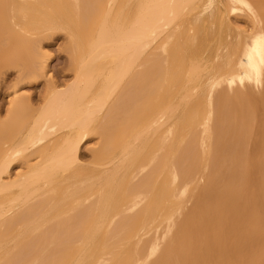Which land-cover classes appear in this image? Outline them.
I'll list each match as a JSON object with an SVG mask.
<instances>
[{
  "label": "rangeland",
  "instance_id": "obj_1",
  "mask_svg": "<svg viewBox=\"0 0 264 264\" xmlns=\"http://www.w3.org/2000/svg\"><path fill=\"white\" fill-rule=\"evenodd\" d=\"M6 1L9 5L6 3ZM82 1L84 5H87V7H84L83 5L81 8H79L75 0H3L1 2V5H4H2V7L0 8V121L2 122H0V139L3 137L2 140H0V148L1 145L7 141V139L13 137L14 133L17 132L18 129L21 130L26 125V123H28L13 122L6 119L7 109L9 107V102L11 101V99H13V97L28 95L31 97V100L34 103L40 105L41 100L44 97V93L47 94V92L49 90H52V88L54 87H66L69 83H71L75 79V75H77L78 71L80 70L78 68H80L79 66H81V63L89 62L87 59H89L90 56H95V58H97L98 60L97 62L95 61L94 67L91 71L88 70L89 68L83 71L85 74V79H92L91 82L83 84V89L91 93L98 92L100 94H107L111 90L112 83L109 82V79H106L107 77L104 75L103 68L107 65V63H111V60H113L112 53H109V55H103L102 53H100L99 49L95 50L93 41L96 38L95 35H97L98 33L100 22L102 21L101 18L103 19L104 17L103 15L109 12V14L113 16H110L112 17V20H110V24L112 26L114 23V15L109 11V0H87V2L86 0ZM127 1H124V3L126 2L127 4ZM136 1L137 0H132V2H130L131 4H129L125 8V11L127 10V13L125 12L124 14H128L129 17L128 15H126V17L124 16V22L132 23L136 18L139 12L138 6L140 5V0L137 1L138 3ZM203 1L204 3L206 1L208 2V0H202L196 6L185 9V13H183L182 18L179 19L181 25L178 20L174 26L175 28H172L167 32V34L170 33L173 35L171 38L162 36L158 38L159 40L157 39L148 55L143 60L146 66L142 69L138 68L135 72V74L141 76L137 79L141 80L140 83L138 85L133 83L135 80L134 74L127 77L126 80L120 85V87H117L119 88L117 93L125 95L126 101L125 107L122 111L123 113H121V115L113 123L111 134L108 136L96 135L93 133V135H89L88 140L85 141L80 148L79 154L82 161L84 162V164H82V167L69 168L70 170L72 169L74 173H71L69 169L61 168L54 172L53 176L50 178L51 182L48 180L45 183V193L40 196V199L55 197V203L51 204L52 207L56 209L61 204L60 206L63 205L62 208H70L71 212H74V208L82 205V203L79 204V202L83 201L84 203V200L82 199H96L99 195L97 192L98 189L96 187L92 186L91 188V186L88 185V188L85 185V177H97L98 173L102 172V170L105 169L104 167L108 162L118 160L122 155V151L124 146L126 145V142H130L133 139L132 137L137 134L136 132L139 133L141 131H145V133L147 134L144 135V140L139 142L140 148L137 153L138 156L136 157L135 161L133 160V165L129 166L128 170L122 173L120 179L124 180H122L121 183L119 179L117 183L118 186L113 187L114 192L112 198L115 196L113 199L111 198L113 201L109 200L108 202H106V205H108L107 207H105L106 210L104 208L105 211L103 210L102 206V210L104 212H102L103 217H101L103 218V220L100 223L101 225L99 224V228H96L98 231L92 230V235H94L95 237H92L91 235V237L86 238L88 244L86 246L85 255L81 256V254H79V252H81L78 251L80 246H77L76 249L78 252L76 251V249L75 253L73 252V250H69V255L72 256H70L67 264H90L91 262V264H144V262H134L135 258L140 256L141 254L145 255L146 250L152 246L151 242L155 240L156 236L157 238L158 236L159 238H165V241L159 244L158 251L155 256L145 264H191V262H193L192 264H207L208 262V264H217V262L218 264H230L231 261H233L235 264L236 262L237 264H264V72L263 86L262 88H260V90H257V88H254L252 85L242 87L237 81L233 84L232 89H229L230 87L227 84L228 79L238 78V75L240 74L238 62L241 59L245 46L248 42L251 41V37L253 36V32H255V29L251 25V22L248 18L244 16L236 17L233 14L229 16L233 27L229 26L226 22H223L219 18V16H217L220 15L217 12L212 22L188 24L189 20H193L195 17L200 16L201 13L203 14L204 11H206L205 9L207 6V2L203 6ZM255 1L260 2L262 8L260 12L264 17V0ZM9 2H12V4L14 5L16 3V5L14 7H11L12 4ZM133 4H135V6ZM199 5L201 6L199 7ZM17 6H19L21 9H19V7ZM131 7L133 8L131 9ZM198 7L200 9H198ZM202 7L205 8L203 9ZM12 8H14V13H12ZM128 8L130 9V11H128ZM135 11H137L136 14ZM29 12H31V14L33 12L34 19ZM129 12L131 14V20H129ZM7 14L10 16V19H8L9 16ZM186 15L189 17L186 18ZM19 17H21L22 19ZM30 18L35 22L33 23V21H28L30 20ZM217 18L220 21H216ZM37 21L38 27L36 26ZM183 21L185 23H182ZM10 23L12 24V26L10 25ZM21 23H23V25ZM29 23H32V27ZM14 26L16 27V32ZM23 28L24 31H22ZM71 29L74 33L71 31ZM78 31L81 33H79ZM235 31L237 34L235 33ZM19 32H22L23 34L21 33L20 35ZM3 40H5L4 43ZM6 40H8L7 43ZM186 43L189 45L191 44L190 46L192 48L189 47V45H187ZM1 44H3L4 46ZM85 46L88 49L83 48ZM24 47H26L27 49H24ZM32 49L35 50V54H33L34 52ZM87 50L90 51L88 52ZM25 52L27 53V55ZM84 52L86 53L84 54ZM155 54L158 55L157 58L152 59L151 57ZM36 55H39V57ZM230 56L232 57V59ZM77 58L79 59V62ZM184 58L187 59L186 62V59ZM41 62L43 64L45 63V70L43 71V73H41L44 74V76H41L40 71H37L40 70L41 65H43ZM18 64H20V67H22L20 68ZM33 64H35L37 67ZM33 66L37 68V70H35ZM76 66L78 67L77 69ZM31 72L38 73L36 81L31 80V76H33ZM26 73L27 76L25 75ZM21 74H23L24 76ZM21 76L22 78H19ZM93 76L95 78H98L95 79ZM210 80L211 82H209ZM106 85L109 86L107 87ZM94 90H96V92H93ZM210 90L212 92H215V98L211 97L210 94L213 93H211ZM242 91L246 94H244L243 97ZM241 97L243 100H241ZM249 97H252L253 99L250 98L252 99L250 100ZM197 98L198 100L194 101ZM258 98H262L260 99L261 101ZM246 99H248V101ZM193 104L196 105V107ZM180 117L181 126L179 125V121H177L178 119H180ZM159 119L161 120V122H165L163 126H161ZM219 120L221 122H219ZM175 126L177 127L175 128ZM177 131H179V133ZM63 135L60 134L56 136L54 141H49V143L46 140L37 141L36 138H31L28 140V144L30 146L29 148L32 149L36 144H39L41 149H45L52 143L58 144V142L63 141ZM165 137L167 138L166 140L164 139ZM175 137L176 139H174ZM11 139L13 138H10L9 140ZM178 139L181 144L177 143ZM172 141L174 142L173 144ZM204 142L206 143L204 144ZM191 145H193V147L189 150V147ZM161 147L162 149H160ZM102 148H104V151H102ZM172 152L173 161L176 159L174 161L175 163L172 161L171 167L170 165L168 167L164 166L166 158L172 156ZM32 159L35 162L37 161L35 157ZM241 159L243 162L241 161ZM253 162L256 164L255 167ZM155 164H158L160 172L156 179H154L149 194H147L146 198L133 199L130 191L133 185L136 183V180L130 179V181H128V179L130 178L129 175H131L129 172L136 167L137 169L143 166H151V168H153V165ZM173 166L175 168H180L181 175L183 174L182 178L180 177V179L176 182H174L173 174L171 172V170L174 169ZM22 168H15L12 171V175L15 176L16 174V176H19L20 172V175L26 174L27 169L24 167ZM137 169L133 170L135 171ZM24 170L26 173L23 172ZM78 170L80 171L79 173H81L79 175L77 174ZM85 170L86 172H84ZM88 170L93 172L91 173ZM184 172H186L185 175ZM204 173L206 175L208 174L205 181H203L202 183L204 184L205 189L202 186V188H198V191H202V193L199 192V194L198 191L192 187L195 184V181L197 179L196 177ZM74 174L76 175V177L72 178L75 176ZM123 175H125L124 177L126 179L123 178ZM80 178L82 180H80ZM168 179L170 180V182ZM68 181H71L73 183H69ZM155 181L157 183H160V186L155 183ZM127 182L130 183L128 184ZM56 183H58V185ZM78 183L81 185H78ZM185 183H191V185L187 189V191L183 193V186L185 185ZM181 184L183 185L182 188ZM74 185L77 187V189ZM120 185L121 187H119ZM122 185H125L127 187L124 186L125 188H122ZM160 187H162V189ZM85 188L87 190H85ZM118 188L120 189L119 194L118 192H116L119 190ZM73 189L74 191H79H76L77 193L74 194L75 196H78V199H80L79 201L77 197H73L74 195H68L69 190L73 191ZM178 189L182 191L180 192L181 195H179V191H177L176 193V190ZM243 189L247 191L245 192ZM12 191L0 193V264H12L11 262L14 254H16L18 250L21 249L20 246H23V244L26 243V241L31 237V235L29 236L28 233H26V225L22 222L19 223L17 221L12 230H10L11 227H6L11 223H8L9 221H13V219L18 218L17 216L19 212H21L20 209H22V211L25 210L30 205V202L31 204L33 202L30 201L26 204L23 203V201L20 200L21 197L18 196V191L14 190L16 193ZM47 191H50V193H48ZM5 193L8 194L6 195ZM86 195H88V198L86 197ZM256 195H258L259 197H256ZM241 196L243 199H241ZM190 197H192L191 200L189 199ZM131 198L134 201H132ZM129 200H131L132 202ZM136 201L139 202V205L136 208V211H138L137 214L141 211L143 213L141 212L138 216V219L133 222V225L130 228L129 232L113 236L112 233L114 231V228L112 227L114 226L112 223H108V221L111 220V218L109 217H112L113 214L117 212H123L127 210L129 207H132L134 202ZM20 202L22 203L20 204ZM62 202L65 204H63ZM197 203L199 204V206ZM238 203L241 204L239 205ZM76 204L79 205L75 207ZM258 204H260V206ZM20 206L21 208H19ZM60 206L58 210L56 209L59 212L61 210ZM72 206H74V208ZM249 206L251 207L249 208ZM185 207H187L188 209L186 210ZM239 207L241 208L239 209ZM68 209H66L67 211H63L65 213L69 212ZM100 210L101 208L98 211V216H100ZM110 211L112 212L110 213ZM10 212L12 215L9 217ZM105 212L106 217H104ZM107 212L110 216H108ZM246 217L247 219H245ZM225 218H228L227 221ZM226 222L229 223V225H226ZM107 224L111 225L107 227V230H104L105 225L107 226ZM16 225L18 227H16ZM171 225H173L172 230L168 233ZM149 226L151 227L149 228ZM7 228L9 229V231L7 230ZM192 229L194 230L195 234H193ZM259 229L261 233L258 232ZM6 230L8 231V234ZM210 230L211 232H209ZM224 230L227 232L226 237L224 236V234H226L224 233ZM97 233H99L100 236ZM41 234L42 232H38L35 235H32V238H34V240L36 241L39 239ZM227 237H230V242L228 240L229 238ZM135 238L137 242H135ZM88 239L90 240L91 244L89 243ZM131 240L133 242H131ZM187 240H189L191 244H189V241ZM193 240H195V243L192 242ZM208 240L209 242L212 241L210 242L211 245L209 244ZM7 241L9 243H13V245L11 246V244H9ZM193 243L196 246H194V248ZM119 244L120 246H118ZM201 245L203 246V248ZM45 246L50 248L55 247V245H49L48 243H45ZM125 246L127 249L128 246H130L131 249L129 247L127 251V249H124ZM257 246H259V248L256 249ZM12 247L13 250L11 249ZM221 247L223 249H221ZM228 247H230L232 251L228 250ZM200 248L202 250H200ZM166 249L168 250V252H166ZM250 250L252 253H250ZM6 251L8 252L6 253ZM244 251L246 252V254H244ZM212 252L214 254L213 257V254L211 255ZM228 252L232 254L234 259L231 257V254L228 255ZM77 253L78 255H76ZM242 253L244 257L242 256ZM11 255L13 256L11 257ZM247 255L249 256L246 258ZM75 256L77 258H73ZM85 256L87 257L86 259ZM196 257L198 258V261ZM212 258H214L215 260ZM241 260L244 261L241 262ZM188 261L190 262L188 263ZM199 261H201V263H199ZM233 262H231V264H233Z\"/></svg>",
  "mask_w": 264,
  "mask_h": 264
},
{
  "label": "bare ground",
  "instance_id": "obj_2",
  "mask_svg": "<svg viewBox=\"0 0 264 264\" xmlns=\"http://www.w3.org/2000/svg\"><path fill=\"white\" fill-rule=\"evenodd\" d=\"M3 0H0V8L2 7L1 2ZM15 1V0H14ZM17 1V0H16ZM20 1V0H18ZM127 1V0H124ZM123 0H109L108 3L110 5L109 11L112 12L111 14L114 15V19H113V26L110 24V20H112V15L109 14V12H107L106 14H104L103 19L101 18V22H100V27L98 29V33L97 35H95V40L93 41V44L95 45V50L99 49L100 53H102L103 55H109V53H112V57L113 60H111V63H107V65L104 66L103 70H104V75L107 77L106 79H109V82L112 83V88L111 90L107 93V94H100V93H91L89 91H86L85 89H83V84H86L87 82H91V80L85 79V74H84V70L89 68L88 70L91 71L94 67V63L95 61L97 62V58H95V56H90L89 59H87L89 62H83L81 63V66H79L80 68H78L76 66V69H80L77 73V75H75V79L69 83L66 87H57V88H52V90H49L47 92V94L44 93V97L41 100L40 105H37V103H34L31 100V97L28 95H22V96H18V97H13V99H11V101L9 102V107L7 109V118L10 121L13 122H28L26 123V125L20 130L18 129L17 132H13L14 135L13 138L11 140L7 139V141L1 145V150H0V193H4V192H9L12 191L14 193H16L15 191H18V196L21 197L20 200L23 201V203H28L30 201H33L32 204L30 202V205L21 212H19L18 214V218L13 219V221H9L8 223L10 224H6V227H11L10 230H12V228L15 226V224L17 223V221L20 223L22 222L23 224H25L26 226V233H28V235L32 236L33 234H35L37 231L42 230L45 226H47L48 224H50L51 221L58 219V218H72L74 215L78 214V210H81V208H84V211L86 212V215L88 216V220L90 218H93V222H91L90 227L92 229H96L99 228V224L101 223V221L103 220V216H102V212H104L106 210L105 207H107L106 202H108L109 200H112V196H113V187L118 186V181L122 175V173L124 171L128 170L129 166L133 165V160L135 161L136 157L138 156V150L140 148V144L139 142H141L142 140H144V135L146 134L145 131H141V132H136L137 134H135L134 137H132L131 141L128 143L126 142V145L123 148L122 151V155L121 157L116 160V161H110L105 165V169L102 170V172L98 173L97 177L93 176H87V178L85 177L84 179V183H86L85 185L88 187L94 186L96 187L98 190V196L97 199H82L84 200L82 202H79V204L82 203V205L78 206L76 204L74 208V206H72L75 211L71 212L70 208H62V206H60L61 210L60 212L57 211L59 209L58 208H54L51 206V204L55 203V197H53V199L51 200H47V199H40V196H42V194L45 193V183L49 180L51 182V177L53 176L54 172H56L57 170L63 168V169H69V168H74V167H82V164H84V162L81 159L80 156V148L81 145L88 140V136L93 134L96 135H105L108 136L111 134L112 128H113V123L117 120V118L121 115V113H123V109L125 107V95L122 94H118L117 91L120 87V85L126 80L127 77L134 75L136 70L138 68H143L146 66V64H144L143 60L145 59V57L148 55V53L150 52L152 46L155 44V42L157 41L158 38L164 36L166 38H171L173 35L172 34H167L168 30L175 28V24L177 23V21L182 18V14L185 13V9L189 8V7H193L196 6L197 4H199V2H201L202 0H140V5H136L138 6V14L136 16V18L134 19V21L131 23H127L124 22V16L126 17V15L128 14H124L125 8L131 4L130 2H132V0H128L127 4L126 2L124 3ZM134 1V0H133ZM138 1V0H137ZM136 1V2H137ZM5 2V1H4ZM28 2V1H25ZM77 6L79 8H81L84 3L82 0H75ZM87 2V0H86ZM207 2V1H206ZM206 2L204 3V1L202 3L203 6L206 4ZM6 3L8 4V2L6 1ZM5 3V5H6ZM12 4V2H9ZM30 3V2H29ZM135 3V2H134ZM138 3V2H137ZM10 4V5H11ZM26 4V3H25ZM136 4V3H135ZM135 4H133L135 6ZM9 5V4H8ZM16 5V3H15ZM14 4L11 5V7L15 6ZM206 11H204V13L200 16L195 17L193 20H189L188 24L190 23H209L212 22L216 12L220 15L219 18L223 21L226 22L229 26H232L231 20L229 19L230 15H234L236 17H246L250 20L251 25L253 26V28L255 29V32H253V36L251 37V41L247 43V45L245 46L241 59L238 62V66H239V70H240V74L238 75L237 79L234 78H230L227 80V84L230 87L229 89H232L233 84L237 81L239 83L240 86L244 87L247 85H252L254 88H257V90L260 88H262L263 86V72H264V17L261 15V4L260 2H257L255 0H208L207 4H206ZM30 6V5H27ZM87 7V5H84V7ZM90 6V5H89ZM201 5H199L200 7ZM7 7V6H6ZM19 7V6H17ZM24 7V6H23ZM198 7V9H200ZM4 8V7H3ZM133 7H131L132 9ZM203 9L205 7H202ZM5 9V8H4ZM14 8H12L13 10ZM19 9H21L19 7ZM29 9V8H27ZM32 9V8H31ZM90 9V8H89ZM17 10V9H16ZM88 10V9H87ZM202 10V9H201ZM9 11V10H7ZM93 11V10H92ZM91 11V12H92ZM128 11H130V9L128 8ZM132 11V10H131ZM198 11V10H197ZM1 12V11H0ZM3 12V11H2ZM28 12V11H27ZM106 12V11H105ZM137 11H135L136 14ZM196 12V11H195ZM203 12V11H202ZM14 13V10L13 12ZM30 15L33 16V12L31 14V12H29ZM85 13V10H84ZM115 13V14H114ZM127 13V12H126ZM95 14V13H94ZM130 14V12H129ZM8 15V14H7ZM13 15V14H12ZM9 16V15H8ZM20 16V15H19ZM83 16V15H82ZM112 16V17H110ZM31 17V16H30ZM129 17V15H128ZM189 16L186 15V18H188ZM8 18V17H7ZM21 18V17H19ZM27 18V16H26ZM85 18V17H83ZM1 19V18H0ZM10 19V16L9 18ZM17 19V18H15ZM22 19V18H21ZM34 19V16H33ZM127 19V18H126ZM133 19V18H132ZM218 19V18H217ZM216 21H220L219 19ZM65 20V19H64ZM82 20V18H81ZM85 20V19H84ZM89 20V19H88ZM131 20V14H130V19ZM182 20V19H181ZM188 20V19H187ZM28 21H33L31 18ZM186 21V20H185ZM9 22V21H8ZM18 22V20H17ZM35 21H33L34 23ZM86 22V21H85ZM180 22V20H179ZM187 22V21H186ZM12 23H13V19H12ZM68 23V22H67ZM182 23H185L184 21ZM225 23V24H226ZM16 24V22H15ZM23 25V23H21ZM27 24V23H26ZM25 24V25H26ZM30 24V23H29ZM64 24V23H63ZM126 24V25H125ZM226 24V25H227ZM9 25V24H8ZM10 25L12 26V24L10 23ZM14 25V24H13ZM19 25V24H17ZM61 25V24H60ZM181 25V22H180ZM30 26L32 27V23L30 24ZM29 26V27H30ZM38 27V21H37V25ZM47 26V25H46ZM51 26V25H50ZM53 26V24H52ZM72 26V25H71ZM15 27V26H14ZM24 27V26H23ZM35 27V26H33ZM59 27V26H58ZM180 27V26H178ZM233 27V26H232ZM9 28V27H8ZM19 28V27H18ZM57 28V27H56ZM78 29V28H77ZM204 29V28H203ZM8 30V29H7ZM20 30V29H19ZM22 30V29H21ZM26 30V29H25ZM56 30V29H55ZM70 30V29H69ZM190 30V29H189ZM192 30V29H191ZM18 31V30H17ZM24 31V28L23 30ZM28 31V30H27ZM66 31V30H65ZM72 31V29H71ZM75 31V30H74ZM175 31V30H174ZM15 32H16V27H15ZM29 32V31H28ZM73 32V31H72ZM79 32V31H78ZM166 32V33H165ZM188 32V31H187ZM1 33V32H0ZM20 33V32H19ZM18 33V35H19ZM22 33V32H21ZM20 33V35H21ZM74 33V32H73ZM81 33V32H79ZM236 33V31H235ZM23 34V33H22ZM27 34V33H26ZM77 34V33H76ZM237 34V33H236ZM7 35V34H6ZM14 35V34H13ZM17 35V36H18ZM29 35V33H28ZM182 35V32H181ZM5 36V35H4ZM25 36V34H24ZM31 36V35H30ZM185 36V35H184ZM182 37V36H181ZM191 37V35H190ZM206 37V36H205ZM21 38V36H20ZM73 38V36H72ZM81 38V37H80ZM180 38V37H179ZM19 39V38H18ZM17 39V40H18ZM25 39V37H24ZM28 39V38H27ZM75 39V38H74ZM73 39V40H74ZM207 39V38H206ZM15 40V39H14ZM21 40V39H20ZM159 40V39H158ZM162 40V38H161ZM188 40V39H187ZM190 40V39H189ZM5 40H3L4 43ZM80 41V40H79ZM194 41V40H193ZM8 42V40H6V43ZM32 42V41H31ZM191 42V41H190ZM1 43V42H0ZM33 43V42H32ZM83 43V42H82ZM194 43V42H193ZM196 43V42H195ZM13 44V43H12ZM21 44V42H20ZM79 44V43H78ZM85 44V43H84ZM83 44V46H84ZM187 44V43H186ZM3 45V44H1ZM37 45V43H36ZM189 45V44H187ZM191 45V44H190ZM189 45V47H191ZM195 45V44H193ZM4 46V45H3ZM25 46V45H24ZM33 46V45H32ZM35 46V44H34ZM13 47V45H12ZM26 47H24L25 49ZM83 48H86L83 47ZM192 48V47H191ZM27 49V48H26ZM81 49V48H80ZM88 49V48H86ZM15 50V49H14ZM33 50V54H35V50ZM184 50V49H183ZM3 51V50H2ZM25 51V50H24ZM27 51V50H26ZM81 51V50H80ZM88 51V50H87ZM86 51V52H87ZM90 51V50H89ZM88 51V52H89ZM17 52V51H16ZM84 52V54L86 53ZM26 53V52H25ZM79 53V51H78ZM77 53V54H78ZM82 53V52H81ZM76 54V55H77ZM224 54V53H223ZM27 55V53H26ZM82 55V54H81ZM227 55V54H226ZM225 55V58H226ZM39 57V55H36ZM79 56V55H78ZM100 56V55H99ZM157 54H155L154 56H152L151 58H157ZM188 56V55H186ZM201 56V55H200ZM28 57V56H27ZM86 57V56H85ZM231 57V56H230ZM229 57V58H230ZM31 58V57H30ZM29 58V59H30ZM36 58V57H35ZM79 58V57H78ZM77 58V59H78ZM188 58V57H187ZM32 59V58H31ZM108 59V58H107ZM149 59V58H147ZM186 59V58H184ZM189 59V58H188ZM232 59V57H231ZM28 60V59H27ZM34 60V59H33ZM38 60V59H37ZM36 61V60H35ZM94 61V62H93ZM187 61V59L185 60V62ZM222 61V60H221ZM228 61V60H227ZM43 62V61H42ZM41 62V63H42ZM46 62V61H44ZM79 62V59H78ZM149 62V61H148ZM147 62V63H148ZM14 63V62H13ZM16 63V62H15ZM29 63V61H28ZM27 63V64H28ZM87 63V64H86ZM196 63V62H195ZM43 64V63H42ZM45 64V63H44ZM41 65L40 70H37V68H35V70L40 71V74L43 73V71L45 70V65ZM105 64V63H104ZM227 64V63H225ZM17 65V64H16ZM20 67V64H18ZM29 65V64H28ZM31 65V63H30ZM35 65V64H33ZM99 65V64H98ZM186 65V63H185ZM223 65V63H222ZM36 66V65H35ZM97 66V65H96ZM221 66V65H219ZM227 66V65H225ZM22 67V66H21ZM20 67V68H21ZM29 67V66H28ZM31 67V66H30ZM37 67V66H36ZM32 68V67H31ZM100 68V67H99ZM102 68V67H101ZM225 68V67H224ZM33 70V69H32ZM22 71V70H21ZM27 71V70H26ZM95 71V70H94ZM225 71V70H224ZM30 72V71H29ZM222 72V71H220ZM219 72V73H220ZM32 79L33 81L37 80V74L38 73H33ZM76 73V72H75ZM213 74V73H212ZM23 75V74H21ZM27 76V73L25 74ZM24 76V75H23ZM41 76H44V74H41ZM185 76V75H184ZM94 77V76H93ZM139 77L137 74H135V80H134V84L138 85L140 83L141 80H137ZM212 77V76H211ZM217 77V76H216ZM19 78H22L19 77ZM30 78V77H29ZM39 78V77H38ZM45 78V77H43ZM47 78V77H46ZM95 78V77H94ZM98 78V77H96ZM95 78V79H96ZM204 78V77H203ZM102 79V78H100ZM216 79V78H215ZM214 79V80H215ZM27 80V78H26ZM212 80V79H211ZM211 80L209 82H211ZM213 80V81H214ZM20 81V80H18ZM22 81V80H21ZM32 81V82H33ZM101 81V80H98ZM208 82V81H207ZM217 82V81H216ZM35 83V82H34ZM213 83V82H212ZM101 84V83H100ZM99 84V86H100ZM106 84V83H105ZM54 85V84H53ZM97 85V83H96ZM192 85V84H191ZM95 86V85H94ZM107 87L109 85H106ZM98 87V86H97ZM99 88V87H98ZM105 88V87H103ZM171 88V87H170ZM99 90V89H98ZM198 91V90H197ZM211 91V90H210ZM93 92H96V90H94ZM243 92V91H242ZM249 92V91H248ZM247 92V93H248ZM16 93V92H15ZM210 94L211 97H214V91ZM250 93V92H249ZM209 94V93H208ZM244 92L242 97L244 96ZM252 94V93H251ZM15 95V94H14ZM197 95V94H196ZM246 95V94H245ZM250 95V94H249ZM191 96V95H190ZM192 97V96H191ZM240 97V96H239ZM241 97V100H243ZM174 98V97H173ZM207 98V97H206ZM215 98V97H214ZM237 98V97H236ZM252 97H249V99ZM208 99V98H207ZM253 99V98H252ZM250 99V100H252ZM259 99V98H258ZM262 99V98H260ZM259 99V100H260ZM198 98L194 101H197ZM248 101V99H246ZM256 100V99H255ZM254 101V100H253ZM261 101V100H260ZM191 102V101H190ZM39 103V102H38ZM196 103V102H194ZM215 104V103H214ZM194 105V104H193ZM192 106V105H191ZM196 107V105H194ZM215 106V105H214ZM184 108V107H183ZM189 110V108H188ZM216 110V109H215ZM163 111V110H162ZM222 111V110H220ZM261 111V110H260ZM6 113V112H5ZM189 113V112H188ZM1 114V113H0ZM168 114V113H167ZM183 114V113H182ZM187 114V113H186ZM221 114V113H220ZM218 116V115H217ZM2 119V118H1ZM4 119V120H6ZM163 119V117H162ZM184 119V118H183ZM221 119V118H220ZM174 120V119H173ZM196 120V119H195ZM206 120V119H205ZM161 126L164 125V121L161 122V120L159 119ZM177 121H179V125L181 124V117L180 119H178ZM185 121V120H184ZM190 121V120H189ZM1 122V121H0ZM4 122V121H3ZM172 122V121H171ZM203 122V121H202ZM207 122V121H206ZM219 122H221L219 120ZM218 122V123H219ZM2 123V122H1ZM170 123V122H169ZM168 123V125H169ZM176 123V121H175ZM185 123V122H184ZM148 124V123H147ZM203 124V123H202ZM101 125V126H99ZM175 125V124H174ZM186 125V124H185ZM181 126V125H180ZM177 126H175L176 128ZM179 127V126H178ZM185 127V126H184ZM194 127V126H193ZM221 127V126H220ZM181 128V127H180ZM188 128V127H187ZM154 130V128H153ZM216 130V129H215ZM220 131V130H218ZM217 131V132H218ZM148 132V131H147ZM179 133V131H177ZM176 133V134H178ZM182 133V132H181ZM60 134H64V139L61 142H58V144L56 143H52L51 145L47 146L45 149H41L39 144H36L34 148L30 149L29 144H28V140L31 138H36L37 141L41 140V141H49L53 142L55 137L60 135ZM92 134V135H93ZM18 135V136H17ZM147 135V134H146ZM11 136V133H10ZM17 136V137H16ZM150 136V135H149ZM157 136V135H155ZM219 136V133H218ZM16 137V138H15ZM217 137V135H216ZM3 138V137H2ZM2 138L0 140H2ZM15 138V139H14ZM90 138V137H89ZM57 139V138H56ZM59 139V138H58ZM61 139V140H62ZM165 140L167 139L166 137L164 138ZM176 139V137L174 138ZM173 139V140H174ZM180 139V137H179ZM178 139V141H179ZM218 139V138H217ZM177 143H180V141ZM176 142V141H175ZM203 142V141H202ZM44 143V142H43ZM42 143V144H43ZM47 143V144H48ZM164 143V142H163ZM162 143V144H163ZM174 142L172 141V144ZM176 143V144H177ZM206 142H204L205 144ZM158 144V143H157ZM181 144V143H180ZM259 145V144H258ZM175 146V144H174ZM146 147V146H145ZM193 147V145H191L189 147V150ZM212 147V146H211ZM213 148V147H212ZM162 149V147L160 148ZM171 149V148H170ZM203 149V148H202ZM213 150V149H212ZM102 151H104V148H102ZM117 151V150H116ZM115 151V152H116ZM171 152V151H170ZM175 152V150H174ZM180 152V151H179ZM213 152V151H212ZM211 152V153H212ZM259 153V152H258ZM115 154V153H114ZM173 154V152L171 153V155ZM214 154V153H213ZM167 155V153H166ZM257 155V154H256ZM141 156V155H140ZM214 156V155H213ZM253 156V155H251ZM36 158V162L33 161L32 158ZM167 157V156H165ZM173 155L169 156L166 158V161L164 163V166H169L171 167V163L173 161ZM212 157V154H211ZM240 157V156H239ZM241 158V157H240ZM211 159V158H210ZM110 160V159H109ZM176 160V159H175ZM174 160V161H175ZM240 160V159H239ZM264 160V159H263ZM20 161V162H19ZM143 161V160H142ZM173 161V162H174ZM242 161V159H241ZM245 161V160H244ZM34 162V163H33ZM137 162V161H136ZM162 162V161H161ZM239 162V161H237ZM243 162V161H242ZM94 163V162H92ZM97 163V162H96ZM175 163V162H174ZM254 163V162H253ZM160 164V163H159ZM204 164V163H203ZM161 165V164H160ZM163 165V164H162ZM255 163H254V167H255ZM252 166V165H251ZM26 168L27 169V173L25 172V170L23 172H25L26 174L20 175L19 176H13L12 175V171L15 168ZM135 167V165H134ZM163 167V166H162ZM174 167V166H173ZM182 167V166H181ZM247 167V166H245ZM92 168V167H91ZM23 169V168H22ZM21 169V170H22ZM78 169V168H75ZM94 169V168H93ZM133 169H137L133 168ZM131 170L133 172H129L131 175L130 178L128 176V181H130V179H134L136 180V183L133 185V187L131 188L130 194L132 196L133 199H139V198H146L147 194H149V191L152 187V184L154 182V179H156V177L159 175V166L158 164L153 165V168H151V166H143L140 167L137 170ZM236 169V168H235ZM74 170V169H73ZM80 170V169H79ZM77 171L78 175L81 174L79 173L80 171ZM92 170V169H91ZM202 170V169H201ZM69 171L72 173V169ZM89 171V170H88ZM162 171V170H161ZM165 171V170H164ZM167 171V170H166ZM185 171V169H184ZM257 171V170H256ZM86 172V170L84 171ZM91 172V171H89ZM93 172V171H92ZM91 172V173H92ZM172 174H173V179L174 182L178 181L180 179V177L182 178L181 175V171L180 168H175L173 170H171ZM189 172V171H188ZM235 172V171H234ZM18 173V172H17ZM61 173V172H60ZM67 173V172H66ZM74 173V172H73ZM76 173V172H75ZM89 173V174H91ZM126 173V172H125ZM162 173V172H161ZM186 172H184L185 175ZM201 173V171H200ZM254 173V172H253ZM62 174V173H61ZM68 174V173H67ZM97 174V173H96ZM100 174V175H99ZM127 174V173H126ZM133 174V175H132ZM192 174V173H191ZM249 174V173H248ZM69 175V174H68ZM75 175V174H74ZM87 175V174H86ZM199 175V174H198ZM57 176V175H56ZM64 176V175H63ZM62 176V177H63ZM125 175H123V178ZM192 176V175H190ZM206 176H208V174L206 175L205 173L196 177V181L195 184L192 188H194L195 190H199L198 188H200L201 186L204 188V184L203 181H205ZM242 176V174H241ZM61 177V178H62ZM72 177V176H71ZM76 175L72 178H75ZM161 177V176H160ZM184 177V176H183ZM249 177V175H248ZM71 178V179H72ZM82 178V177H81ZM80 178V180H82ZM193 178V177H191ZM59 179V178H57ZM126 179V178H125ZM186 179V178H185ZM246 179V178H245ZM124 180V179H122ZM122 180L120 179L121 183ZM169 180V179H168ZM240 180V179H238ZM250 180V179H249ZM72 181V180H71ZM70 181V182H71ZM79 181V180H78ZM161 181V180H160ZM165 181V179H164ZM192 181V180H191ZM207 181V180H206ZM247 181V180H246ZM53 182V180H52ZM56 182V181H55ZM61 182V181H60ZM69 182V181H68ZM67 182V183H68ZM69 182V183H70ZM83 182V181H82ZM88 182V183H87ZM125 182V181H123ZM159 182V181H158ZM167 182V181H166ZM170 182V180H169ZM208 182V181H207ZM66 183V185H67ZM73 183V182H71ZM77 183V182H76ZM128 184L130 182H127ZM155 183H157L155 181ZM162 183V182H161ZM205 183V182H204ZM58 185V183H56ZM60 184V183H59ZM63 184V183H62ZM117 184V185H116ZM126 184V183H125ZM160 186V183H157ZM55 185V184H54ZM71 185V184H70ZM76 185V184H75ZM74 185V186H75ZM78 185H81L78 183ZM156 185V184H155ZM154 185V186H155ZM191 183H185V185L183 186L181 184V188L182 186L184 187L183 189V193H185L187 191V189L190 187ZM232 185V184H231ZM47 186V185H46ZM73 186V187H74ZM77 186V185H76ZM75 186V187H76ZM122 188H125L127 186L122 185ZM125 186V187H124ZM163 186V185H162ZM247 186V185H245ZM51 187V186H50ZM49 187V189H50ZM63 187V186H62ZM74 187V188H75ZM84 187V186H83ZM86 187V188H87ZM93 187V188H94ZM121 187V185L119 186ZM201 187V188H202ZM65 188V186H64ZM61 188V189H64ZM85 188V190H87ZM89 188V187H88ZM117 188V187H116ZM154 188V187H153ZM152 188V189H153ZM156 188V187H155ZM162 189V187H160ZM258 188V187H257ZM256 188V189H257ZM264 188V187H263ZM48 189V190H49ZM55 189V188H54ZM77 189V187H76ZM119 189V188H118ZM157 189V188H156ZM165 189V188H164ZM205 189V188H204ZM247 189V188H246ZM15 190V191H14ZM52 190V189H51ZM122 190V189H121ZM182 190V189H181ZM192 190V189H191ZM201 190V189H200ZM230 190V189H229ZM244 190V189H243ZM54 191V190H53ZM77 192H79L78 190H76ZM72 190H69L68 195L72 196L74 194H76L77 192ZM92 191V189H91ZM119 191L118 192L119 194ZM162 191V190H161ZM179 191V195L180 191L179 189L176 190ZM245 191V190H244ZM247 191V190H246ZM245 191V192H246ZM258 191V190H257ZM48 192V191H47ZM200 191H198L199 193ZM238 192V191H237ZM50 193V191L48 192ZM63 193V192H62ZM122 193V192H121ZM163 193V192H162ZM182 193V194H183ZM202 193V191L200 192ZM199 193V194H200ZM6 194V193H5ZM4 194V195H5ZM8 194V193H7ZM6 194V195H7ZM151 194V193H150ZM257 194V193H256ZM91 195V194H90ZM162 195V194H161ZM193 195V192H192ZM203 195V194H202ZM245 195V194H244ZM88 195H86L87 197ZM155 196V195H154ZM154 196H153V200H154ZM188 196V195H187ZM186 196V197H187ZM7 197V196H4ZM49 197V196H48ZM73 197H77L78 196H73ZM72 197V198H73ZM118 197V196H117ZM120 197V196H119ZM164 197V196H163ZM185 197V198H186ZM200 197V195H199ZM205 197V195H204ZM256 197H259L258 195H256ZM80 198V197H79ZM88 198V197H87ZM112 198V199H111ZM131 198V199H132ZM192 197H190L189 199L191 200ZM261 198V197H260ZM57 199V198H56ZM63 199V198H62ZM132 199V201H134ZM241 199L242 196H241ZM1 200V199H0ZM35 200V201H34ZM74 200V199H73ZM80 199H78L79 201ZM162 200V198H161ZM200 200V198H199ZM250 200V199H249ZM248 200V201H249ZM76 201V202H78ZM113 201V200H112ZM131 201V200H129ZM131 201V202H132ZM185 201V200H184ZM187 201V200H186ZM241 201V200H240ZM245 201V200H244ZM247 201V199H246ZM251 201V200H250ZM249 201V202H250ZM254 201V200H253ZM65 202V201H64ZM75 202V203H76ZM190 202V201H189ZM232 202V201H231ZM259 202V201H258ZM262 202V200H261ZM22 202H20L21 204ZM63 203V202H62ZM116 203V202H115ZM130 203V202H129ZM159 203V202H158ZM193 203V202H192ZM200 203V202H199ZM65 204V203H63ZM69 204V203H68ZM112 204V203H111ZM110 204V206H111ZM117 204V203H116ZM132 204V203H131ZM186 204V202H185ZM198 204V203H197ZM201 204V203H200ZM239 204V203H238ZM241 204V203H240ZM239 204V205H240ZM248 204V203H247ZM254 204V203H253ZM106 205V206H104ZM139 205V202L136 201L134 202L132 207H129L127 210L123 211V212H117L115 214H113L111 218V220L108 221V223H112L114 227V231L116 233V236L119 235V231H127V229H130L133 225V222L135 220L138 219V216L140 215L139 212L137 214L138 211H136L137 207ZM152 205V204H151ZM188 205V204H187ZM249 205V204H248ZM251 205V203H250ZM260 206V204H258ZM18 206V204H17ZM24 206V205H23ZM22 206V207H23ZM102 206H103V210L105 208V210H102ZM113 206V205H112ZM155 206V204H154ZM189 206V205H188ZM199 206V204H198ZM197 206V207H198ZM203 206V205H202ZM209 206V205H208ZM213 206V205H212ZM244 206V205H243ZM5 207V206H4ZM151 207V206H150ZM149 207V208H150ZM251 206H249L250 208ZM255 207V205H254ZM21 208V206L19 207ZM100 210V216H98V211ZM114 208V207H113ZM116 208V207H115ZM186 210L188 209L187 207H185ZM202 208V207H201ZM241 207H239L240 209ZM68 209L69 212H64L63 210ZM151 209V208H150ZM153 209V208H152ZM156 209V208H155ZM200 209V208H199ZM225 209V207H224ZM5 210V209H3ZM16 210V209H15ZM114 210V209H113ZM154 210V209H153ZM209 210V209H208ZM229 210V209H228ZM236 210V207H235ZM260 210V209H259ZM17 211V210H16ZM14 211V212H16ZM62 211V212H61ZM67 211V210H66ZM73 211V210H72ZM225 211V210H224ZM250 211V210H249ZM248 211V212H249ZM12 212V211H11ZM11 212L8 214L9 217L12 215ZM112 211H110L111 213ZM147 212V211H146ZM153 212V211H151ZM247 212V211H246ZM143 213V212H142ZM81 214V213H80ZM98 214V215H97ZM106 212L104 213V217H106ZM108 214V212H107ZM162 214V213H161ZM210 214V211H209ZM262 214V213H261ZM150 215V214H149ZM188 215V214H187ZM198 215V214H197ZM206 215V213H205ZM248 215V213H247ZM7 216V215H5ZM102 216V217H101ZM108 216H110L108 214ZM107 216V218H108ZM151 216V215H150ZM159 216V215H158ZM141 217V216H140ZM184 217V216H183ZM196 217V216H195ZM211 217V216H210ZM231 217V215H230ZM156 218V215H155ZM207 218V217H205ZM204 218V219H205ZM239 218V217H238ZM4 219V217H3ZM10 219V218H9ZM30 219V220H29ZM193 219V218H192ZM211 219V218H210ZM226 219V218H225ZM228 219V218H227ZM226 219V221H227ZM247 219V217L245 218ZM11 220V219H10ZM91 220V219H90ZM108 220V219H107ZM106 220V221H107ZM144 220V219H143ZM155 220V219H154ZM153 220V221H154ZM197 220V219H195ZM60 221V220H59ZM67 221V220H66ZM150 221V220H149ZM180 221V219H179ZM250 221V220H249ZM3 222V220H2ZM207 222V221H206ZM211 222V221H209ZM254 222V221H253ZM264 222V219H263ZM107 223V222H106ZM150 223V222H149ZM195 223V221H194ZM201 223V222H200ZM233 223V222H232ZM251 223V222H250ZM53 224V223H52ZM66 224V223H65ZM140 224V223H139ZM154 224V223H153ZM152 224V225H153ZM157 224V222H156ZM204 224V223H203ZM226 225L229 223H225ZM264 224V223H263ZM18 225V224H17ZM16 225V227H18ZM22 225V224H21ZM20 225V226H21ZM61 225V224H60ZM101 225V224H100ZM111 225V224H110ZM107 224V226L105 225L104 230H107V227L110 226ZM196 225V224H194ZM207 225V224H206ZM210 225V224H208ZM89 226V225H88ZM87 226V227H88ZM142 226V224H141ZM148 226V225H147ZM225 226V225H224ZM260 226V225H259ZM53 227V226H52ZM56 227V226H55ZM59 227V226H58ZM110 227V228H111ZM151 226H149L150 228ZM157 227V226H156ZM173 225H171V227L168 230V233L171 232ZM180 227V224H179ZM193 227V226H192ZM208 227V226H207ZM234 227V226H233ZM2 228V227H1ZM5 228V227H4ZM20 228V227H19ZM24 228V227H23ZM89 228V227H88ZM147 228V227H145ZM188 228V227H187ZM263 228V227H261ZM260 228V229H261ZM183 229V226H182ZM201 229H202V225H201ZM209 229V228H208ZM211 229V228H210ZM260 232L261 233V231ZM4 230V229H3ZM2 230V231H3ZM7 230L9 231V229L7 228ZM6 230V231H7ZM16 230V229H15ZM22 230V228H21ZM62 230V229H61ZM103 230V229H102ZM112 230V229H111ZM144 230V229H143ZM188 230V229H187ZM193 230V229H192ZM198 230V227H197ZM226 230V229H225ZM224 230V231H225ZM262 230V229H261ZM7 231V234H8ZM72 231V230H71ZM92 231V230H91ZM98 231V230H97ZM183 231V230H182ZM208 231V230H207ZM21 232V231H20ZM196 232V231H195ZM199 232V231H198ZM211 232V230L209 231ZM1 233V232H0ZM5 233V232H4ZM19 233V232H18ZM142 233V232H141ZM224 236L226 237L227 232L225 231ZM47 234V233H46ZM70 234V233H69ZM79 234V232H78ZM85 234V233H83ZM86 234L88 236L89 231H86ZM95 234V233H94ZM99 235V233H97ZM123 234V233H122ZM143 234V233H142ZM185 234V233H184ZM193 234L194 230H193ZM6 235V233H5ZM14 235V234H13ZM59 235V232L57 234V237ZM91 237V234H89ZM113 235V234H112ZM155 235V234H154ZM172 235V234H171ZM200 235V234H199ZM211 235V234H210ZM222 235V234H221ZM260 235V234H259ZM258 235V236H259ZM7 236V235H6ZM11 236V235H10ZM77 236V235H76ZM83 236V235H82ZM86 236V235H84ZM86 236V237H87ZM94 235H92L93 237ZM97 236V235H96ZM100 236V235H99ZM140 236V235H139ZM138 236V237H139ZM188 236V235H186ZM197 236V234H196ZM229 236V235H228ZM9 237V236H8ZM23 237V235H22ZM48 237V234H47ZM51 237V236H50ZM61 237V235H60ZM89 237V236H88ZM95 237V236H94ZM224 237V238H225ZM3 238V237H2ZM25 238V237H24ZM49 238V237H48ZM68 238V237H67ZM79 238V237H78ZM81 238V236H80ZM106 238V237H105ZM192 238V237H191ZM194 238V236H193ZM200 238V236H199ZM211 238V236H210ZM229 238V242H230V237ZM257 238V237H256ZM255 238V239H256ZM31 237L26 241V243L23 244V246L20 247H24V256L27 255L28 251H29V241H30ZM63 239V238H62ZM71 239V238H70ZM76 239V238H75ZM86 239V238H85ZM172 239V237H171ZM175 239V238H174ZM186 239V238H185ZM188 239V238H187ZM263 239V238H262ZM24 240V239H23ZM56 240V239H55ZM69 240V239H68ZM81 241L79 246V250L81 251L79 252V254L85 255L86 253V246H87V239L83 240L80 239ZM89 240V239H88ZM99 240V239H98ZM196 240V239H195ZM195 240H193L192 242L195 243ZM205 240V238H204ZM210 240V239H209ZM208 240V242H209ZM11 241V240H10ZM43 241H45L43 239ZM70 241V240H69ZM96 241V240H95ZM134 241V239H133ZM131 240V242H133ZM139 241V240H138ZM163 241H165V238L161 237L155 238V240L152 243V246L146 250L145 255H140L137 258H135L134 262H144L147 263L148 261H150L155 254L158 251V247L159 244H161ZM189 241V240H187ZM226 241V239H225ZM237 241V240H235ZM253 241V240H252ZM8 242V241H7ZM21 242V241H20ZM50 242V241H49ZM48 242V243H49ZM53 242L55 243V241L53 240ZM67 242V241H66ZM75 242V240H74ZM135 242L136 238H135ZM212 242V241H210ZM209 242V244H210ZM9 243V242H8ZM7 243V244H8ZM33 243V242H32ZM73 243V242H72ZM76 243V242H75ZM90 243V240H89ZM186 243V241H185ZM193 243V244H194ZM227 243V242H226ZM250 243V242H249ZM260 243V242H259ZM6 244V245H7ZM11 244V246L13 245V243H9ZM19 244V243H18ZM44 244V243H43ZM74 244V243H73ZM91 244V243H90ZM103 244V243H102ZM117 244V243H116ZM115 244V245H116ZM121 244V243H120ZM120 244L118 246H120ZM123 244V243H122ZM133 244V243H132ZM138 244V243H137ZM189 244L190 241H189ZM198 244V243H197ZM232 244V243H231ZM252 244V242H251ZM3 245V244H2ZM104 245V244H103ZM131 245V244H130ZM136 245V244H135ZM211 245V244H210ZM221 245V244H220ZM68 246V245H67ZM89 246V245H88ZM187 246V245H186ZM185 246V247H186ZM195 244L193 245L194 248ZM198 246V245H197ZM202 246V245H201ZM229 246V245H228ZM245 246V245H244ZM2 247V246H1ZM15 247V245H14ZM130 246H128L129 249ZM176 247V246H175ZM196 247V246H195ZM231 247V245H230ZM228 247V250H231V248ZM233 247V246H232ZM254 247V246H253ZM31 248V247H30ZM33 248V247H32ZM46 248V246H45ZM63 248V247H62ZM88 248V247H87ZM133 248V247H132ZM137 248V247H135ZM180 248V247H179ZM187 248V247H186ZM185 248V249H186ZM203 248V246H202ZM230 248V249H229ZM259 248V246L256 247V249ZM13 250V247L11 248ZM10 249V250H11ZM19 249V248H18ZM58 249V248H57ZM67 249V248H66ZM93 249V247H92ZM109 249V248H108ZM124 249H127L126 246ZM127 249V251H128ZM131 249V247H130ZM177 249V248H176ZM221 249H223L221 247ZM220 249V251H221ZM247 249H248V245H247ZM11 250V251H12ZM72 250V249H71ZM167 250V249H166ZM200 250H202L200 248ZM211 250V249H210ZM209 250V251H210ZM213 250V248H212ZM253 250V249H252ZM4 251V250H3ZM58 251V250H57ZM56 251V252H57ZM77 251V249H76ZM75 251V252H76ZM77 251V252H78ZM126 251V250H125ZM135 251V250H133ZM145 251V250H144ZM177 251V250H176ZM191 251V250H190ZM193 251V250H192ZM232 251V250H231ZM8 251H6L7 253ZM50 252V251H49ZM54 252V251H53ZM74 252V253H75ZM124 252V251H122ZM130 252V251H129ZM143 252V251H142ZM168 252V250L166 251ZM199 252V251H198ZM211 252V251H210ZM245 252V251H244ZM15 253V252H13ZM31 253V251H30ZM37 253V252H36ZM35 253V254H36ZM42 253V251L40 252ZM39 253V255H40ZM55 253V252H54ZM101 253V252H99ZM128 253V252H127ZM135 253V252H134ZM141 253V250H140ZM188 253V252H187ZM200 253V252H199ZM202 253V252H201ZM216 253V252H215ZM236 253V252H235ZM250 253L251 250H250ZM96 254V253H95ZM120 254V253H119ZM118 254V255H119ZM131 254V253H129ZM138 254V253H137ZM208 254V253H207ZM213 254V252L211 253V255ZM231 254L230 252H228V255ZM246 254V252L244 253ZM7 255V254H6ZM78 255V253L76 254ZM99 255V254H98ZM122 255V254H121ZM135 255V254H134ZM200 255V254H198ZM197 255V256H198ZM251 255V254H249ZM247 255L246 258L249 256ZM257 255V253H256ZM5 256V255H4ZM13 255H11L12 257ZM70 256V255H69ZM72 256V255H71ZM130 256V255H129ZM137 256V255H136ZM188 256V255H187ZM205 256V255H203ZM214 256V254L212 255V257ZM243 256V253H242ZM9 257V256H8ZM7 257V258H8ZM21 257V256H19ZM30 257V255H29ZM50 257V256H48ZM47 257V258H48ZM96 257V256H95ZM101 257V256H100ZM118 257V256H117ZM116 257V258H117ZM120 257V256H119ZM128 257V256H127ZM132 257V256H131ZM165 257V254H164ZM173 257V256H172ZM181 257V256H180ZM189 257V256H188ZM191 257V256H190ZM228 257V256H227ZM231 257L233 258L232 254ZM244 257V256H243ZM242 257V259H243ZM73 258H77L76 256ZM87 257L85 256V259ZM197 258V257H196ZM261 258V257H260ZM2 259V258H1ZM10 259V258H9ZM165 259V258H164ZM163 259V260H164ZM191 259V258H190ZM189 259V260H190ZM210 259V258H209ZM214 259V258H212ZM230 259V258H229ZM234 259V258H233ZM240 259V258H239ZM238 259V260H239ZM17 260V259H16ZM45 260V259H43ZM68 260V258H67ZM80 260V259H79ZM90 260V259H89ZM93 260V259H92ZM116 260V259H115ZM114 260V261H115ZM171 260V259H170ZM215 260V259H214ZM232 260V259H231ZM230 260V261H231ZM245 260V258H244ZM244 260H241L244 261ZM249 260V258H248ZM8 261V260H7ZM19 261V260H18ZM41 261V259H40ZM94 261V260H93ZM133 261V260H132ZM198 261V258H197ZM212 261V260H211ZM229 261V262H230ZM17 263V261H15ZM34 262V260H33ZM39 262V261H38ZM36 262V264L38 263ZM68 262V261H67ZM96 262V261H95ZM190 261H188L189 263ZM208 262V261H207ZM213 262V261H212ZM211 262V263H212ZM217 262V261H215ZM222 262V259H221ZM233 262V261H231ZM230 262V264H231ZM248 262V261H246ZM13 264V258H12V262ZM27 262H25L26 264ZM73 263H74V259H73ZM85 263V262H84ZM89 263V262H88ZM92 263V262H91ZM90 263V264H91ZM131 263V262H130ZM193 262H191L192 264ZM199 263H201V261H199ZM209 263V262H208ZM207 263V264H208ZM239 263V262H238ZM7 264V263H5ZM34 264V263H32ZM54 264V262H53ZM67 264V263H66ZM96 264V263H95ZM114 264V263H112ZM132 264V263H131ZM198 264V263H196ZM214 264V263H213ZM218 264V262H217ZM233 264H235L233 262ZM237 264V262H236Z\"/></svg>",
  "mask_w": 264,
  "mask_h": 264
},
{
  "label": "crops",
  "instance_id": "obj_3",
  "mask_svg": "<svg viewBox=\"0 0 264 264\" xmlns=\"http://www.w3.org/2000/svg\"><path fill=\"white\" fill-rule=\"evenodd\" d=\"M45 199L51 200L53 198H45ZM77 212H78V214L74 215L70 219L69 218L68 219L67 218L55 219V220L51 221L50 224L45 226L42 230L37 231L36 233L42 232L39 239L35 241L34 238H32V236H31V239L28 243L29 251H28L27 255L24 256V247H21V249H19L18 252L16 254H14V256H13V264H25V262H27L26 264H32V263L36 264V262H38V261L39 262L37 264H53V262H54V264H66L67 261L69 260L70 256H71V255L69 256V253H70L69 250L71 251V249H72L73 252H75L76 247L79 246V244H80V242H79V241H81L80 239L83 240V237H84V240H85V238H89L90 237L89 234L92 235L91 230H94V229H92L93 227L92 228L90 227V225H91L90 223L93 222V218H90L91 220L90 219L88 220V218H87L88 216L86 215L84 208H81V210H78ZM95 230H97V229H95ZM129 230L130 229H127V231H124V232L119 231V235H121L122 233L129 232ZM86 231L87 232L89 231V234H88L89 237L87 236ZM58 232H59V235L57 237ZM78 232H79V234H78ZM46 233L48 234L49 238L47 237ZM83 233H85V234H83ZM35 234H33V235H35ZM112 234H113V236H116L115 232H113ZM60 235H61V237H60ZM84 235H86L87 237ZM80 236H81V238H80ZM43 239L45 241H43ZM53 240L55 241V243L53 242ZM74 240L76 243L74 242ZM45 243H48L49 245L53 244V245H55V247L50 248V247L46 246V248H45ZM30 251H31V253H30ZM41 251H42V253H40ZM39 253H40V255H39ZM29 255H30V257H29ZM19 256H21V257H19ZM48 256H50V257H48ZM67 258H68V260H67ZM40 259H41V261H40ZM43 259H45V260H43ZM33 260H34V262H33ZM15 261H17V263Z\"/></svg>",
  "mask_w": 264,
  "mask_h": 264
}]
</instances>
